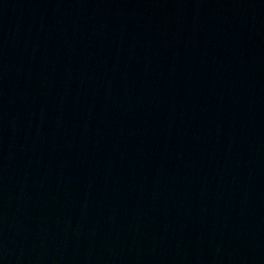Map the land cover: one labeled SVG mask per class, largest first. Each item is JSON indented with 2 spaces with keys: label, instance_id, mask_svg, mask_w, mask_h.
Wrapping results in <instances>:
<instances>
[{
  "label": "water",
  "instance_id": "obj_1",
  "mask_svg": "<svg viewBox=\"0 0 264 264\" xmlns=\"http://www.w3.org/2000/svg\"><path fill=\"white\" fill-rule=\"evenodd\" d=\"M0 264H264V0H0Z\"/></svg>",
  "mask_w": 264,
  "mask_h": 264
}]
</instances>
